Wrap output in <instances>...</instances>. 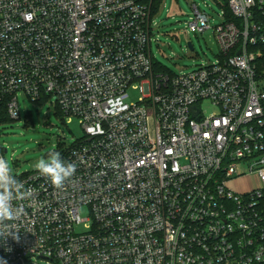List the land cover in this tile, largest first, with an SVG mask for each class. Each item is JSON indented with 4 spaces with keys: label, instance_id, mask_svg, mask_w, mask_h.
Returning <instances> with one entry per match:
<instances>
[{
    "label": "built area",
    "instance_id": "2783aa9c",
    "mask_svg": "<svg viewBox=\"0 0 264 264\" xmlns=\"http://www.w3.org/2000/svg\"><path fill=\"white\" fill-rule=\"evenodd\" d=\"M156 2L0 0V109L19 120L22 94L85 132L62 188L18 178L0 264H264V0H215L220 57L178 75L155 70Z\"/></svg>",
    "mask_w": 264,
    "mask_h": 264
},
{
    "label": "rangeland",
    "instance_id": "374dc122",
    "mask_svg": "<svg viewBox=\"0 0 264 264\" xmlns=\"http://www.w3.org/2000/svg\"><path fill=\"white\" fill-rule=\"evenodd\" d=\"M158 6L155 18L159 25L155 34L158 42L151 44L157 72L191 73L219 59L221 48L215 29L224 20L220 16L223 8L215 0H159ZM194 6L210 17V28L204 33L190 31L188 23L195 17ZM129 94L130 103L138 101L139 91L130 88ZM19 107V120L3 122L0 119V149L17 178L36 171L35 164L41 157L46 158L49 151L60 152L62 158L65 151L85 137L78 119L67 124L50 103L36 104L21 94ZM240 171H244L246 177L240 179L239 190L249 191L257 186L256 178L248 175V169L240 167ZM80 214L83 219L91 216L87 207H82ZM80 230L83 231V226Z\"/></svg>",
    "mask_w": 264,
    "mask_h": 264
},
{
    "label": "clouds",
    "instance_id": "9594fccd",
    "mask_svg": "<svg viewBox=\"0 0 264 264\" xmlns=\"http://www.w3.org/2000/svg\"><path fill=\"white\" fill-rule=\"evenodd\" d=\"M35 169L59 189L74 176L76 164L63 160L60 152L51 150L46 158L37 161ZM33 195V190L26 188L13 174L8 162L0 158V237L11 235L18 240L19 231L8 222L16 221L22 215L23 207L14 202L30 199ZM12 229L15 232H11Z\"/></svg>",
    "mask_w": 264,
    "mask_h": 264
},
{
    "label": "trees",
    "instance_id": "16d2710c",
    "mask_svg": "<svg viewBox=\"0 0 264 264\" xmlns=\"http://www.w3.org/2000/svg\"><path fill=\"white\" fill-rule=\"evenodd\" d=\"M158 5H159V0H157V2H156V10H157V8L159 7ZM0 119H1L3 122L11 121V120L9 119V117L7 116V112H6L5 110H3V109H0ZM64 153H65V152H64Z\"/></svg>",
    "mask_w": 264,
    "mask_h": 264
},
{
    "label": "water",
    "instance_id": "95a60500",
    "mask_svg": "<svg viewBox=\"0 0 264 264\" xmlns=\"http://www.w3.org/2000/svg\"><path fill=\"white\" fill-rule=\"evenodd\" d=\"M188 45H189V47H190V49H191V50H193V49H194V47H193L192 43H189ZM6 152H7V150L5 151V153H6Z\"/></svg>",
    "mask_w": 264,
    "mask_h": 264
}]
</instances>
